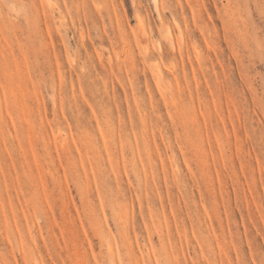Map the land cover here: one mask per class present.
<instances>
[{
  "label": "rangeland",
  "instance_id": "rangeland-1",
  "mask_svg": "<svg viewBox=\"0 0 264 264\" xmlns=\"http://www.w3.org/2000/svg\"><path fill=\"white\" fill-rule=\"evenodd\" d=\"M0 264H264V0H0Z\"/></svg>",
  "mask_w": 264,
  "mask_h": 264
},
{
  "label": "bare ground",
  "instance_id": "bare-ground-1",
  "mask_svg": "<svg viewBox=\"0 0 264 264\" xmlns=\"http://www.w3.org/2000/svg\"><path fill=\"white\" fill-rule=\"evenodd\" d=\"M142 42H143V41H142ZM158 43H159V42H158ZM170 44L173 45L174 43H171V42H170ZM143 45H144V43H143ZM143 47H145V46H143ZM144 50L146 51V49H144ZM154 75H155V77H156L157 80H160V82L162 81V79H161V78H162V73H161V70H160L159 68L155 69V71H154ZM160 82H159V83H160ZM6 87H7V86H6Z\"/></svg>",
  "mask_w": 264,
  "mask_h": 264
}]
</instances>
